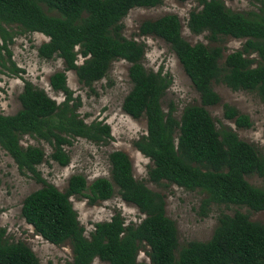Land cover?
Segmentation results:
<instances>
[{"label": "trees", "instance_id": "16d2710c", "mask_svg": "<svg viewBox=\"0 0 264 264\" xmlns=\"http://www.w3.org/2000/svg\"><path fill=\"white\" fill-rule=\"evenodd\" d=\"M254 1L261 8L253 16L231 11L223 0H196L199 9L189 13L186 27L194 35L207 33L211 43L223 37L245 40L240 49L226 56L220 46L186 41L182 23L174 14L140 23L137 37L163 40L199 96V105L184 107L177 118L172 103L167 111L162 108L173 82L171 75L162 69L147 70L143 65L146 44L122 34V20L130 10L153 8L162 0H0V74L24 72L12 61L9 46L15 36L26 33L48 39L37 48L39 58L63 62V70L49 77V86L64 100L57 103L43 89L24 81L18 96L20 109L12 115L0 113V147L21 173H29L42 184L24 198L20 215L43 240L55 246L70 245L72 260L66 264H92L95 259L107 264H264V223L240 211L221 213L209 240L179 247L175 223L165 214L164 196L134 178L125 152L108 155L110 179L96 178L88 185L84 176L76 174L60 191L38 170L46 159L43 149L20 143L25 135L46 142L51 147L49 159L60 167L69 164L65 146L76 138L107 143L112 138L109 125L85 122L78 112L81 100L73 96L66 73L73 71L77 81L91 89L113 62L123 60L129 64L131 88L121 110L134 120H145V134L133 147L151 163L148 181L202 193V217L212 205L264 213V156L231 127L217 128L207 110L221 101L213 89L215 83L232 91L255 93L264 103V0ZM222 114L238 129L252 127L247 115L228 104L222 105ZM251 176L261 180L259 187L248 183L246 178ZM115 188L120 199L144 218L138 224H126L121 213L115 212L109 221L96 223L86 238L71 197L85 198L93 206L109 200ZM141 251L147 261H138ZM0 264L40 262L25 243L8 242L5 228H0Z\"/></svg>", "mask_w": 264, "mask_h": 264}, {"label": "rangeland", "instance_id": "374dc122", "mask_svg": "<svg viewBox=\"0 0 264 264\" xmlns=\"http://www.w3.org/2000/svg\"><path fill=\"white\" fill-rule=\"evenodd\" d=\"M223 1L231 11L246 16L259 13L261 8L260 3L254 0ZM42 8L50 15H56L55 12L47 11L44 6ZM195 9H199L196 0H187L184 3L177 0H162L161 5L153 8H134L122 20L123 36L146 44L144 67L153 71L162 69L163 72L171 75L173 82L162 99V108L167 111L168 104L172 103L177 118L180 117L184 107L199 105V96L175 55L163 40L152 36L137 37L140 23L174 14L182 23L181 34L186 41L190 44L201 42L208 47L220 46L223 49V56L240 49L245 41L223 37L219 42L211 43L206 38L207 33L192 34L187 29L186 22L189 13ZM47 40L39 33H26L13 38L9 46L12 52L11 59L15 66L24 72L18 76L8 71L0 74V113L12 115L20 109L18 96L22 92L24 81H29L35 87L43 89L57 103L64 100L61 93H55L49 86V77L54 72L63 70L62 60L60 58L43 60L37 54L38 46ZM82 61L83 59L79 57L78 64ZM128 67L129 64L123 60L113 62L106 76L95 82L91 89L80 84L73 71L66 73L68 87L73 91V96L81 100V107L78 110L81 117L86 123L102 121L108 124L112 138L107 143L99 145L76 138L70 146H65V151L70 157L69 164L60 167L49 159L51 147L46 142L28 135L23 136L21 145L40 147L45 153V161L38 166L41 177L60 191H64L68 179L76 174L84 176L88 185L96 178L110 179L108 155L112 151L119 150L130 158L134 178L164 196L165 214L175 223L179 247L191 241L209 240L221 213L231 215L235 211H240L248 214L250 220L264 223V213L252 212L245 207L233 205H212L208 215L202 217L199 211L200 202L204 198L202 193L186 191L174 185L158 186L148 181L147 170L151 163L133 147V142L145 134V120L144 118L134 120L121 110L122 101L131 88ZM213 89L221 101L218 105L208 107L207 110L216 127L219 128L221 125L231 127L241 140L255 146L264 156V103L255 93L232 91L221 83L213 84ZM223 104H228L241 114L247 115L252 127L238 129L233 122L225 120L222 114ZM246 180L256 187L261 185V180L256 176L247 177ZM41 186L42 184L36 182L29 173H21L11 157L0 147V228H5L6 240L25 243L35 253L40 264H66L72 260L70 245L64 243L55 246L48 243L38 236L20 215L24 198ZM116 190L115 188V194L109 200L98 202L93 206H89L85 198L71 197L72 206L77 212L86 238H89L96 223L109 221L115 212L121 213L126 224H138L144 218V215L140 214L133 205L122 201ZM147 260L146 254L139 252L138 261ZM92 264L107 263L95 259Z\"/></svg>", "mask_w": 264, "mask_h": 264}]
</instances>
